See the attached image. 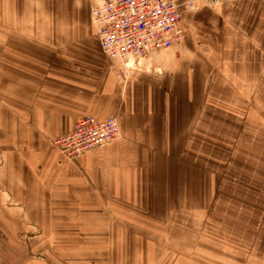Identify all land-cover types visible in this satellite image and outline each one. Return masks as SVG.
I'll use <instances>...</instances> for the list:
<instances>
[{
  "label": "crops",
  "instance_id": "obj_1",
  "mask_svg": "<svg viewBox=\"0 0 264 264\" xmlns=\"http://www.w3.org/2000/svg\"><path fill=\"white\" fill-rule=\"evenodd\" d=\"M93 3L0 0V52L30 42L40 58L0 62V264L71 260L77 248L61 247L78 229L111 240L108 264H132L123 224L172 212L193 179L205 188L206 132H250L264 117V0L199 1L182 12L181 45L128 67L101 50ZM87 116H116L122 138L68 160L52 141Z\"/></svg>",
  "mask_w": 264,
  "mask_h": 264
},
{
  "label": "rangeland",
  "instance_id": "obj_2",
  "mask_svg": "<svg viewBox=\"0 0 264 264\" xmlns=\"http://www.w3.org/2000/svg\"><path fill=\"white\" fill-rule=\"evenodd\" d=\"M10 43L9 48H16L18 42ZM18 45L21 49L22 44ZM28 45L27 52L14 54H7L4 47L0 62L40 59L31 52L33 44ZM4 92L0 88V104L5 103L1 99ZM258 104L262 106V102ZM245 125L239 123L237 133L206 132L205 148L195 149L204 167L190 165L200 171L199 176L204 171L205 188L203 181L193 179L187 192L179 190L183 196L175 195L172 212L145 214L139 219L141 225L123 224L121 241L127 247L135 240L138 248L132 264H264V117H255L253 131L244 130ZM210 127L213 125L207 122L206 129ZM78 231L80 240H64L61 247V253L76 247L78 256L68 260L63 253L59 262L108 264L105 254L111 240H103L102 233L95 230ZM33 232L28 231L24 238ZM48 241V246L54 245V240Z\"/></svg>",
  "mask_w": 264,
  "mask_h": 264
},
{
  "label": "built area",
  "instance_id": "obj_3",
  "mask_svg": "<svg viewBox=\"0 0 264 264\" xmlns=\"http://www.w3.org/2000/svg\"><path fill=\"white\" fill-rule=\"evenodd\" d=\"M199 1L210 6L231 0H94L92 20L101 50L109 58L140 61L167 52L183 43L179 28L183 10L198 8ZM122 138L118 118L80 119L67 134L53 141L68 160H76L96 148Z\"/></svg>",
  "mask_w": 264,
  "mask_h": 264
}]
</instances>
